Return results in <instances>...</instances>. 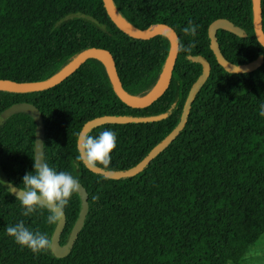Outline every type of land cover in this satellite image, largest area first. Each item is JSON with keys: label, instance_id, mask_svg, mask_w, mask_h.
I'll return each instance as SVG.
<instances>
[{"label": "trees", "instance_id": "obj_1", "mask_svg": "<svg viewBox=\"0 0 264 264\" xmlns=\"http://www.w3.org/2000/svg\"><path fill=\"white\" fill-rule=\"evenodd\" d=\"M133 27H172L180 46L195 41L191 54L179 51L173 83L159 104L134 110L117 96L105 63L89 60L63 85L46 91H8L0 97V116L16 105H30L45 128L44 161L78 178L89 194V213L72 253L56 258L51 250L33 254L7 235L24 220L31 230L52 238L56 225L44 215H21L22 207L0 182V264H243L264 237V64L251 73L231 74L211 49L209 27L229 19L247 36L226 31L217 37L225 58L237 65L264 55L254 26L252 0H113ZM264 24V0H262ZM96 18L102 25L85 19ZM198 26L195 37L182 29ZM111 51L120 66L125 91L147 97L164 72L170 41L165 35L136 40L109 18L103 0H0V80L44 81L68 67L91 47ZM212 65L180 136L141 174L111 180L91 172L77 159L83 126L105 115L153 116L155 123L104 125L90 135L111 130L117 146L109 170L140 163L178 124L193 84ZM34 119L16 114L0 127V168L12 184L34 172ZM104 168L103 166H100ZM98 196V200H93ZM81 210L78 193L65 208V244Z\"/></svg>", "mask_w": 264, "mask_h": 264}, {"label": "water", "instance_id": "obj_2", "mask_svg": "<svg viewBox=\"0 0 264 264\" xmlns=\"http://www.w3.org/2000/svg\"><path fill=\"white\" fill-rule=\"evenodd\" d=\"M253 1V11H254V26L255 33L258 42L264 48V24H263V9L262 0H252ZM104 7L109 18L113 21L115 26L125 33L128 37L136 40H151L158 35H165L170 41V51L167 59V63L162 74V77L155 87V89L149 94L153 95L144 102L140 100L144 98H136L129 95L125 89L122 82V74L120 71L119 63L115 55L108 49L102 47H91L83 51L68 67L59 72L58 74L52 76L51 78L44 81H30V80H17V79H2L0 80V97L4 92L8 91H24V92H40L55 89L63 85L70 77L76 74L89 60L106 58L107 62H104L110 75L111 82L113 84L114 90L122 101L123 104L134 110H148L159 104L160 100L165 96L166 92L173 83L175 69L177 65V60L179 56V51L177 49L180 47V38L177 32L167 24L159 23L148 30H140L132 25H130L126 20H124L114 6L113 0H103ZM85 19H90L93 23L102 25L96 18L83 15ZM226 31L232 33L240 38H245L247 36L246 32L236 26L234 22L229 19H218L214 21L209 27V38L211 40V49L215 54L217 62L221 67H223L228 73L231 74H244L251 73L258 70L264 64V55H260L258 59L247 64L237 65L228 61L223 55L219 42H218V31ZM192 63L200 64L203 67L202 74L198 80L193 84L189 95L187 97L182 116L173 129V131L166 136L158 145H156L150 153L136 166L126 169V170H109L102 168L100 166L95 169H89L94 174L111 179V180H125L133 178L142 172H144L152 163V161L158 157L162 152H164L183 132L185 129L193 104L201 92L204 85L207 83L211 76L212 65L210 62L201 55L189 56L187 58ZM148 95V96H149ZM147 96V97H148ZM146 98V97H145ZM30 106V105H27ZM32 107V106H30ZM34 114L32 117L36 120V152L35 158L40 157L44 160V149H45V128L43 125L42 116L33 107ZM8 111V110H7ZM169 117V113H164L161 115L153 116H133V115H105L95 118L87 122L82 131H87L91 134L94 130L104 125H127V124H141V123H155L165 120ZM0 182L4 188L15 197L13 193L10 192L11 187H17L10 182L4 171L0 168ZM81 190L78 195L81 200V210L79 217L69 234L68 240L65 244L61 243L62 235L67 226V216L64 215V220L57 224L52 238L54 239V246L51 249L53 255L58 259H63L68 257L80 236L81 231L85 226V222L89 213V194L86 188L80 183ZM18 188V187H17Z\"/></svg>", "mask_w": 264, "mask_h": 264}, {"label": "clouds", "instance_id": "obj_3", "mask_svg": "<svg viewBox=\"0 0 264 264\" xmlns=\"http://www.w3.org/2000/svg\"><path fill=\"white\" fill-rule=\"evenodd\" d=\"M197 28L198 26L190 21L182 31L185 36L195 37ZM195 47V41H190L186 46L181 45L177 51L191 54ZM259 115L264 117V103L260 105ZM116 146L117 135L111 130L101 131L95 137L87 131H81L76 145L77 159L89 169H95L98 166L107 168L111 163V153ZM33 161L34 172L23 176L21 187L10 186V192L20 202L23 217H31L38 212L43 216L44 213L41 210H47V224L61 223L71 197L81 190L80 181L69 172L57 171L40 157ZM98 199V196H93V200ZM6 232L21 248H27L36 255L46 253L54 246L53 238L39 230H31L24 220H20L14 226H8Z\"/></svg>", "mask_w": 264, "mask_h": 264}, {"label": "rangeland", "instance_id": "obj_4", "mask_svg": "<svg viewBox=\"0 0 264 264\" xmlns=\"http://www.w3.org/2000/svg\"><path fill=\"white\" fill-rule=\"evenodd\" d=\"M21 113H25L32 117V115L34 114V109L33 107L27 105H16L10 108L0 116V127L12 116ZM34 121L36 120L34 119ZM243 264H264V237L259 241L258 244H256V246L252 247L249 250Z\"/></svg>", "mask_w": 264, "mask_h": 264}, {"label": "bare ground", "instance_id": "obj_5", "mask_svg": "<svg viewBox=\"0 0 264 264\" xmlns=\"http://www.w3.org/2000/svg\"><path fill=\"white\" fill-rule=\"evenodd\" d=\"M102 60H103L104 62H107L106 58H102ZM152 95H153V93H152L151 95H149L148 97H146V98L140 100V101H141V102H144V101H146L147 99H149Z\"/></svg>", "mask_w": 264, "mask_h": 264}]
</instances>
